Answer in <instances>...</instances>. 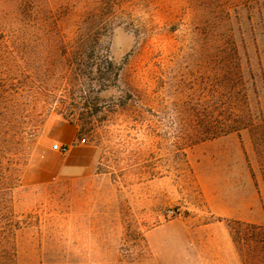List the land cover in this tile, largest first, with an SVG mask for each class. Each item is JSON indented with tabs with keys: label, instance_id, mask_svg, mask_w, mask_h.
<instances>
[{
	"label": "rangeland",
	"instance_id": "obj_1",
	"mask_svg": "<svg viewBox=\"0 0 264 264\" xmlns=\"http://www.w3.org/2000/svg\"><path fill=\"white\" fill-rule=\"evenodd\" d=\"M223 1L216 18L211 0L13 2L0 49L26 70L10 72L18 92L0 102L23 107L3 161H27L0 204V223L16 222L10 264H242L227 219L264 224V0ZM50 26L67 53L48 49ZM79 30L102 54L73 53ZM227 35L255 118L203 139L211 108L238 111L218 52ZM68 127L96 150L93 168L56 162Z\"/></svg>",
	"mask_w": 264,
	"mask_h": 264
},
{
	"label": "trees",
	"instance_id": "obj_2",
	"mask_svg": "<svg viewBox=\"0 0 264 264\" xmlns=\"http://www.w3.org/2000/svg\"><path fill=\"white\" fill-rule=\"evenodd\" d=\"M211 1L212 8L215 7V9L212 10V16L214 18L218 17V12H222V10H225L226 15L229 14L227 9H225L228 5L223 4V0ZM250 1L251 0H240V5H249ZM13 2H15V0H0V28L9 27L17 20L18 8L14 6ZM220 8H222V10H219ZM217 19L213 22H217ZM12 33L13 32L5 34V38H12ZM44 36L49 43L50 48L48 49L53 50L56 48L60 51L64 50L63 54L67 53L69 47L66 45L67 41H65V37H68V34L61 31L60 28L54 26L47 27L44 31ZM72 37L77 41L75 46L72 45V47H74V54L79 56L83 55L88 47L93 51L95 57L102 54L98 49L100 47L98 38L92 34V31H72ZM218 52L224 54L222 70L226 73L228 81H233L230 86L231 90H229V97L231 98L234 92L239 97L237 102L238 111H235L233 105H224L222 108L216 109L211 108L210 111H208L209 114L205 117L202 130L199 133V137L203 139L220 136L233 130L239 131L241 128L252 125L255 118L249 108L245 75L236 54V47L233 41L230 40V35H227L223 47H221V50H218ZM7 53H10V50L0 49V102L12 98V95L18 92L17 89H12L10 87V72L18 71L23 74L24 70H26V68H22L18 63L14 65L10 63ZM79 60L84 61L81 57ZM105 61H107L106 56ZM45 63L49 68L52 67L53 69L54 61L47 60ZM58 65L61 68H64L65 65L70 66L71 60H69V58L65 61L61 60ZM58 65L56 64L55 66L54 64V67L58 68ZM60 70L62 71V69ZM53 71L55 72L54 69ZM29 80L33 82L32 78ZM234 81L237 87L234 85ZM236 88L239 90H235ZM41 92V89H39V91H34L33 88L29 87L27 88L26 96L31 95L33 98H37ZM45 93L47 96L50 94L47 91H45ZM21 110H23V107L19 102L12 105H0V204L6 199L4 195L10 192V189L18 183L21 168L27 161V157L24 155L16 157L14 160L10 159L8 163H4L3 161L8 152H13L14 145L12 143L17 134L18 119ZM15 224L16 222L14 221L0 223V264H10L13 261L11 234ZM227 228L235 249L241 258L242 264H264L263 223L240 219H227Z\"/></svg>",
	"mask_w": 264,
	"mask_h": 264
},
{
	"label": "crops",
	"instance_id": "obj_3",
	"mask_svg": "<svg viewBox=\"0 0 264 264\" xmlns=\"http://www.w3.org/2000/svg\"><path fill=\"white\" fill-rule=\"evenodd\" d=\"M68 129L70 130L68 136L59 143L68 146L67 152L52 150L54 157L58 158L56 162L68 169L93 168L97 160L96 150L92 145L80 141L75 135L74 128L68 127Z\"/></svg>",
	"mask_w": 264,
	"mask_h": 264
},
{
	"label": "built area",
	"instance_id": "obj_4",
	"mask_svg": "<svg viewBox=\"0 0 264 264\" xmlns=\"http://www.w3.org/2000/svg\"><path fill=\"white\" fill-rule=\"evenodd\" d=\"M80 141L84 142V139H79ZM52 148L61 152V153H65L68 150V146L65 144H59V143H53L52 144Z\"/></svg>",
	"mask_w": 264,
	"mask_h": 264
}]
</instances>
